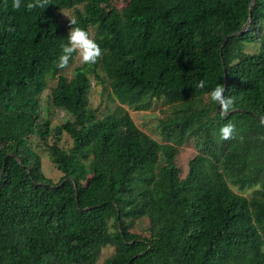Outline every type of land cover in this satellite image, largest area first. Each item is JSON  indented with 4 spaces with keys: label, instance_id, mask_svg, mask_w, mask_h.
<instances>
[{
    "label": "trees",
    "instance_id": "obj_1",
    "mask_svg": "<svg viewBox=\"0 0 264 264\" xmlns=\"http://www.w3.org/2000/svg\"><path fill=\"white\" fill-rule=\"evenodd\" d=\"M4 2L0 264H98L111 247L104 264H264V0H129L123 11L109 0H49L32 11L30 0L19 10ZM70 27L102 49L71 78L76 53L57 67ZM92 76L119 103L102 118L90 105ZM51 80L52 105L71 117L56 127L42 116ZM217 85L235 100L227 116L209 95ZM157 107L153 134L129 113ZM63 133L69 149L49 142ZM34 138L60 181L46 177ZM186 147L196 154L184 177ZM145 218L148 237L132 232Z\"/></svg>",
    "mask_w": 264,
    "mask_h": 264
},
{
    "label": "rangeland",
    "instance_id": "obj_2",
    "mask_svg": "<svg viewBox=\"0 0 264 264\" xmlns=\"http://www.w3.org/2000/svg\"><path fill=\"white\" fill-rule=\"evenodd\" d=\"M129 0H109L108 5L112 9L123 11L128 6ZM60 20L65 23L71 19L74 18L75 14L73 10H60L57 12ZM83 65L80 62V58L77 55L75 58V61L73 65L69 67V69L65 72V75L71 78L74 74V71L76 68ZM92 87L89 94L90 99V105L93 108H99V117H104L107 113L113 112L116 107L119 105L117 101L110 100L108 98V94L110 92L109 85H103L98 83V79H96L95 76H92ZM57 81L51 80L49 82L48 89L43 93L42 95V116L44 118H48L51 120V124L53 127L59 126L63 123H65L67 120H70V115L63 109H57L55 108L51 103V91L52 88L55 87ZM117 102V103H116ZM128 110V107H125ZM129 113L137 126L141 128L143 131L153 134V127L157 124L158 118L162 117L161 112L159 111L158 107L155 108L153 111H144V112H136L133 110H129ZM157 139H159L158 136L154 135ZM53 139H50V144H54L55 142H58V144L65 148L69 149L73 145V141L69 135L66 133H63V135L60 136V142L58 141V138L52 136ZM32 149H34L37 153L40 154L43 164V171L47 178L52 179L54 182H58L62 179L64 174L60 172L55 165L52 163V160L50 158L49 152L47 151V145L45 142H43L40 139L34 138L32 139ZM196 154V151L192 147H186L185 149H182L178 156V165L182 168L183 176L185 177L188 173V166L187 161H189L193 155ZM85 169L89 171L88 162H86ZM91 176V173H89ZM89 175L84 176V182L87 183ZM132 232L138 233L139 235H143L145 237L150 236L149 231V222L145 218L143 220H140L136 223L135 228L132 229ZM114 253V248H106L102 256L99 259L98 264H104L105 258L109 257L111 254Z\"/></svg>",
    "mask_w": 264,
    "mask_h": 264
},
{
    "label": "clouds",
    "instance_id": "obj_3",
    "mask_svg": "<svg viewBox=\"0 0 264 264\" xmlns=\"http://www.w3.org/2000/svg\"><path fill=\"white\" fill-rule=\"evenodd\" d=\"M49 4V0H30L26 5L28 11L35 8H45ZM7 7V0L4 2ZM12 8L19 10L22 6L21 0H12ZM77 24L75 19L70 20V25ZM68 43L62 45V52L58 57L57 67L63 69L69 64V60L76 53L82 64H95L102 56V49L96 41L89 37L87 31L81 27H70L68 32ZM198 88L205 87V81L201 80L197 85ZM225 86L217 85L210 93L211 100L217 103L220 107L221 115L227 116L235 107V100L233 97L224 95ZM261 124L264 125V117H261ZM235 131V125L231 122L226 123L221 129L220 134L222 139H230Z\"/></svg>",
    "mask_w": 264,
    "mask_h": 264
}]
</instances>
